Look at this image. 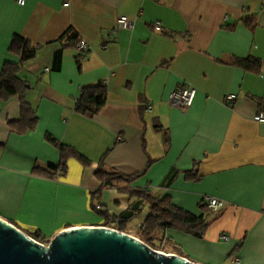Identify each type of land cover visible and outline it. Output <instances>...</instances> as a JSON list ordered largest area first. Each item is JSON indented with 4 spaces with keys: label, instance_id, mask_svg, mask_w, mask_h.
I'll list each match as a JSON object with an SVG mask.
<instances>
[{
    "label": "crops",
    "instance_id": "crops-1",
    "mask_svg": "<svg viewBox=\"0 0 264 264\" xmlns=\"http://www.w3.org/2000/svg\"><path fill=\"white\" fill-rule=\"evenodd\" d=\"M121 15L131 29L117 28ZM14 36L35 55L19 62L20 52L9 51ZM78 38L88 45L82 52ZM249 57L258 69L237 62ZM7 62H19L15 76L37 120L29 130L12 126L21 117L20 95L0 100L1 217L49 241L69 227L103 225L93 202L119 215L136 202L120 189L139 187L207 221L201 237L163 231L182 256L264 264V122L253 118L264 111V0H0V75ZM185 83L196 88L191 106H170L169 94ZM97 84L105 86L104 104L92 115L77 111L82 89ZM59 143L88 162L69 156L64 171L51 170ZM99 163L143 173L101 188ZM204 195L224 206L211 212ZM148 212L142 202L128 230Z\"/></svg>",
    "mask_w": 264,
    "mask_h": 264
},
{
    "label": "trees",
    "instance_id": "trees-1",
    "mask_svg": "<svg viewBox=\"0 0 264 264\" xmlns=\"http://www.w3.org/2000/svg\"><path fill=\"white\" fill-rule=\"evenodd\" d=\"M67 39L73 41L76 38L74 31L68 30L66 33ZM77 39L75 41V44ZM74 44V46H75ZM35 47L29 45L28 41L20 36H14L10 45L9 51L20 52L19 62L30 59L35 55ZM18 62V63H19ZM61 62V49L54 52L53 69L58 70ZM240 65L245 68L258 69L259 60L254 57H249L243 60H237ZM18 63H5L0 75V100L11 95L19 94L21 99V117L17 122H10L12 126L19 127L21 130H29L34 128L36 124L35 111L31 109L28 103L25 102L21 91V80L15 76V70L18 68ZM106 90L101 84L87 86L82 89V92L76 102V110L81 113L95 114L105 102ZM156 128H160L156 126ZM50 140L51 138L48 137ZM53 140V139H52ZM60 161L57 166L50 165L51 170L64 171L66 160L69 156H75L82 162L87 163L88 160L73 147L59 143ZM58 168V169H57ZM35 172L41 173L43 170L34 169ZM141 173L127 175L108 169L101 163L94 170L95 176L100 180L101 188L117 186L121 183H129L139 177ZM187 176L196 177L190 171H187ZM130 197H135L136 202H133L129 207L119 215H113L108 212L102 205L93 202L92 208L104 218V226L113 225L114 228L127 232L128 222L139 212L140 204L147 202L149 212L140 223L137 230L139 231V239L153 247L164 252L172 251L180 254V249L176 243L163 235L166 229L182 230L195 237H201L206 228L207 221L203 215L196 216L193 213L182 209L171 201L170 196L153 197L147 189L139 187H125L120 189ZM97 193H93L96 195ZM27 233V232H26ZM128 233V232H127ZM37 241L44 242L45 239L38 232L27 233ZM48 242V241H47Z\"/></svg>",
    "mask_w": 264,
    "mask_h": 264
},
{
    "label": "water",
    "instance_id": "water-1",
    "mask_svg": "<svg viewBox=\"0 0 264 264\" xmlns=\"http://www.w3.org/2000/svg\"><path fill=\"white\" fill-rule=\"evenodd\" d=\"M0 264L201 263L154 249L127 232L104 225L69 227L41 243L0 216Z\"/></svg>",
    "mask_w": 264,
    "mask_h": 264
},
{
    "label": "built area",
    "instance_id": "built-area-1",
    "mask_svg": "<svg viewBox=\"0 0 264 264\" xmlns=\"http://www.w3.org/2000/svg\"><path fill=\"white\" fill-rule=\"evenodd\" d=\"M15 2L19 5H23L25 3V0H15ZM116 26L118 29H131L133 23L132 20H130L127 16L121 15L117 18ZM154 28L156 30H159L161 28L160 23L159 22L154 23ZM87 47L88 45L84 39L82 38L77 39L75 48L77 49L78 52L84 51L85 49H87ZM195 93H196V88L190 83H185L177 87L169 94L168 103L172 107L186 109L191 106L195 97ZM234 98H235L234 94H228L226 96L227 100H232ZM253 118L256 121L264 122V111L258 112L256 115H254ZM202 200L211 212H216L220 210L225 203L223 199L211 195H204ZM139 226L140 225H138L137 227ZM221 239L228 240L229 237L225 234H222ZM234 261L236 262L238 261L237 256L234 257Z\"/></svg>",
    "mask_w": 264,
    "mask_h": 264
},
{
    "label": "rangeland",
    "instance_id": "rangeland-1",
    "mask_svg": "<svg viewBox=\"0 0 264 264\" xmlns=\"http://www.w3.org/2000/svg\"><path fill=\"white\" fill-rule=\"evenodd\" d=\"M122 184H124V183H122ZM141 216H143V214H141ZM137 220H138L137 218H136V220H132L133 223H134V226H132L131 228H129V230H127V232H128L130 235H133V236L139 238V237H138V235H139V231L137 230V226L135 225V222H137ZM44 243H47V241H44Z\"/></svg>",
    "mask_w": 264,
    "mask_h": 264
}]
</instances>
